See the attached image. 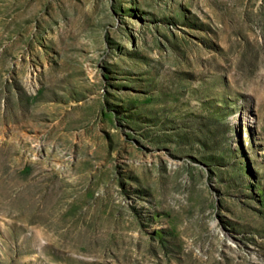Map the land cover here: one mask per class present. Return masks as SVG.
Returning <instances> with one entry per match:
<instances>
[{
	"label": "rangeland",
	"instance_id": "374dc122",
	"mask_svg": "<svg viewBox=\"0 0 264 264\" xmlns=\"http://www.w3.org/2000/svg\"><path fill=\"white\" fill-rule=\"evenodd\" d=\"M0 264H264V0H0Z\"/></svg>",
	"mask_w": 264,
	"mask_h": 264
}]
</instances>
